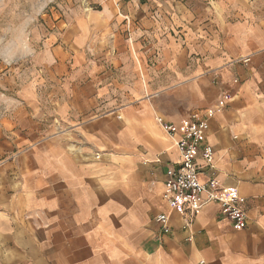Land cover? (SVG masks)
<instances>
[{
  "label": "crops",
  "instance_id": "1",
  "mask_svg": "<svg viewBox=\"0 0 264 264\" xmlns=\"http://www.w3.org/2000/svg\"><path fill=\"white\" fill-rule=\"evenodd\" d=\"M92 1L0 116V264H264V0ZM203 114L247 222L208 203L187 240L162 197L180 153L161 122Z\"/></svg>",
  "mask_w": 264,
  "mask_h": 264
},
{
  "label": "rangeland",
  "instance_id": "2",
  "mask_svg": "<svg viewBox=\"0 0 264 264\" xmlns=\"http://www.w3.org/2000/svg\"><path fill=\"white\" fill-rule=\"evenodd\" d=\"M99 7L92 0H0V116L21 101L23 87L38 82L50 43L59 39L71 15ZM53 124L58 131V121Z\"/></svg>",
  "mask_w": 264,
  "mask_h": 264
},
{
  "label": "built area",
  "instance_id": "3",
  "mask_svg": "<svg viewBox=\"0 0 264 264\" xmlns=\"http://www.w3.org/2000/svg\"><path fill=\"white\" fill-rule=\"evenodd\" d=\"M230 100L231 95L223 92L220 94L218 106H224ZM210 115L203 114L200 117L188 119L179 128L160 121L163 130L173 138L180 153L178 166L165 181L162 197L171 211H177L185 216L184 227L189 234L187 240L192 238L190 227L193 223V215L208 203H217L235 227H244L247 222L245 198L236 188L225 185L216 177V170L212 163L213 149L206 142ZM198 159L204 162L205 181L200 179ZM155 220L162 234L171 233L168 214L160 213Z\"/></svg>",
  "mask_w": 264,
  "mask_h": 264
}]
</instances>
